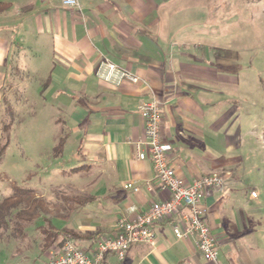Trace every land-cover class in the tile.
Wrapping results in <instances>:
<instances>
[{
  "label": "crops",
  "instance_id": "obj_1",
  "mask_svg": "<svg viewBox=\"0 0 264 264\" xmlns=\"http://www.w3.org/2000/svg\"><path fill=\"white\" fill-rule=\"evenodd\" d=\"M0 1L10 4L0 12V93L7 85L12 91L20 85L17 94L25 97L36 89L61 111L55 122L69 135L64 148L69 140L79 142L81 162L73 170L86 169L88 177L74 188L93 199L58 217L63 224L53 221L82 234L77 242L88 254L115 235L119 219L134 220L170 198L151 160L138 158L143 102L159 103L161 140L173 145L169 162L184 184L206 174L224 177L242 162L236 152L255 131L238 113L246 82L239 64L227 59V31L241 20L243 7L263 12L264 0H78L74 8L61 0ZM14 49L29 58L20 64L18 81L10 73ZM105 58L145 83L113 87L100 81L95 71ZM225 194L208 191L202 205L219 260L244 264L233 249ZM180 221L174 215L160 222L155 244H134L124 263L108 253L102 264H205L193 239L175 237Z\"/></svg>",
  "mask_w": 264,
  "mask_h": 264
},
{
  "label": "rangeland",
  "instance_id": "obj_2",
  "mask_svg": "<svg viewBox=\"0 0 264 264\" xmlns=\"http://www.w3.org/2000/svg\"><path fill=\"white\" fill-rule=\"evenodd\" d=\"M253 8L243 7L241 20L227 31V59L239 64L237 73L246 82L243 94L247 96L239 102L238 113L244 127L249 125L255 133L247 134L236 152L242 162L236 161L224 175V204L233 214L229 227L237 258L244 264H264V11L255 13ZM13 51L15 68L10 73L18 81L20 64L29 58L26 52ZM10 88L7 85L0 93L5 109L0 111V204L11 195L13 185L36 189L48 203L62 201L63 194H79L74 186L86 183L88 177L86 169L73 170L81 162L79 142L69 140L59 156L54 151L66 131L55 122L61 111L36 89L25 97L17 94L23 90L20 85ZM35 88L41 91L42 86ZM52 210L53 219L63 224L58 217L65 211ZM15 211L4 215L0 209V220L8 224L0 226V264H47L50 251L61 244L44 251L38 230L43 218L30 224L24 236H17L12 221Z\"/></svg>",
  "mask_w": 264,
  "mask_h": 264
},
{
  "label": "built area",
  "instance_id": "obj_3",
  "mask_svg": "<svg viewBox=\"0 0 264 264\" xmlns=\"http://www.w3.org/2000/svg\"><path fill=\"white\" fill-rule=\"evenodd\" d=\"M61 1L66 7L79 6L78 0ZM95 75L100 81L113 87L124 83H145L134 72L107 58L100 61ZM138 111L145 121L144 139L136 145L138 158L151 160L161 186L169 191L170 198L154 202L134 220L119 219L115 235L101 239L92 255L72 239H65L59 248L50 251L47 264H102L108 253L115 254L122 261L134 244L154 245L158 236V224L174 215L181 217V221L173 227L175 237L179 240L193 239L205 264H223L219 260V243L207 220L202 200L211 190L224 193V177L218 173L206 174L191 184H184L169 162L173 145L161 140L162 111L159 103L155 100L143 102L138 106ZM125 188L139 190L133 183H126Z\"/></svg>",
  "mask_w": 264,
  "mask_h": 264
},
{
  "label": "trees",
  "instance_id": "obj_4",
  "mask_svg": "<svg viewBox=\"0 0 264 264\" xmlns=\"http://www.w3.org/2000/svg\"><path fill=\"white\" fill-rule=\"evenodd\" d=\"M9 7V3L0 1V12ZM68 136V134H64L54 147L56 155L59 156L62 154ZM91 199H93V197H83L79 195L70 196L63 194L61 196L62 201L48 203L38 194L36 189L13 185L11 195L3 199V202L0 204V209L3 211L4 215L8 212L10 213V210L12 209L16 210L13 217L14 220L12 221L15 222L13 231L16 232L17 236H24L25 230L30 224L34 223L39 218H43L44 224L39 226L38 230L43 236L44 251H47L56 243L62 244L67 238H70L77 243L78 238L83 236L76 231L58 226L53 221V216L51 215V212L53 211L52 209H55L57 213L65 211L64 213H61L60 216L66 217L76 208L84 206ZM7 225L5 219L0 220V226L7 227ZM127 254L128 252L121 263L126 261Z\"/></svg>",
  "mask_w": 264,
  "mask_h": 264
}]
</instances>
